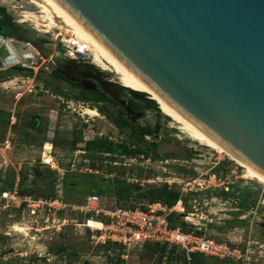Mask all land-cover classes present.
Returning <instances> with one entry per match:
<instances>
[{
  "label": "rangeland",
  "instance_id": "1",
  "mask_svg": "<svg viewBox=\"0 0 264 264\" xmlns=\"http://www.w3.org/2000/svg\"><path fill=\"white\" fill-rule=\"evenodd\" d=\"M28 3L29 0H0V6L7 9L15 22L29 30L30 38L48 41L44 48L50 53L44 56L25 40L22 53L27 60L0 70L4 76L0 80V110L10 115L9 122L7 117L0 120V181L4 177L13 182L20 176L32 196L48 198L55 179L67 172V181L78 184V191L71 186L66 192L65 199L71 204H82L88 196L97 195L94 190L89 195L86 192L91 185H106L107 181L144 187L167 184L183 196L181 221L185 223V231L201 232L240 254V260L229 258L223 264H264V183L249 177L247 169L226 154L191 139L161 111L156 101L160 112L147 108L145 101L134 98L131 91L152 98L149 93L123 87L119 76L108 66L106 69L95 62L93 56L86 61L97 64L108 80L126 90L124 101L136 110L132 117L141 126L151 125L155 129L156 136L146 140L158 144L160 159L85 150L86 144L96 139L126 143L127 135L92 104L71 98L65 85L57 84V91L65 92L68 99L47 89L37 78L40 71L49 74V62L64 53L61 40L73 34L50 26L41 19L40 10ZM28 13H35L39 21L26 17ZM100 106L110 112L117 110L106 104ZM42 137L44 145H36ZM74 137L81 138L75 150L70 146ZM167 155L171 159L162 160ZM103 197L113 207L149 205L138 203L135 197L120 200L108 191ZM54 217L68 219L69 223L60 227ZM85 224V217L77 212L54 216L42 210L31 215L1 208L0 264H115L121 248L102 243L101 233ZM135 262L189 264L158 258Z\"/></svg>",
  "mask_w": 264,
  "mask_h": 264
},
{
  "label": "water",
  "instance_id": "2",
  "mask_svg": "<svg viewBox=\"0 0 264 264\" xmlns=\"http://www.w3.org/2000/svg\"><path fill=\"white\" fill-rule=\"evenodd\" d=\"M56 2L161 98L264 174V0ZM25 47L0 36V70L26 61Z\"/></svg>",
  "mask_w": 264,
  "mask_h": 264
},
{
  "label": "built area",
  "instance_id": "3",
  "mask_svg": "<svg viewBox=\"0 0 264 264\" xmlns=\"http://www.w3.org/2000/svg\"><path fill=\"white\" fill-rule=\"evenodd\" d=\"M62 35V33L60 34ZM61 45L66 55L74 60L92 57V52L86 44L74 37L63 38ZM148 138V137H147ZM3 168V166H1ZM5 169L8 167L5 164ZM21 177L18 176L12 187L4 188L0 181V209L12 208L17 212L36 215L42 210L48 211L49 215L77 212L81 213L86 220L85 226L90 221L98 222L102 227L99 240L102 243L117 244L126 250L122 258L129 259V253L139 251L146 242L159 243L168 249L176 248L183 251L191 260L193 253L215 257L221 260L233 258L240 260V254L226 244L218 243L208 238L201 232L185 231L180 227H172L169 217L172 213L183 215V202L179 201L174 207L168 208L161 203L148 205L147 210L141 208L113 207L107 204L106 198L99 195H90L82 204H71L65 201L63 192L64 175L58 177L56 197L37 198L21 192ZM60 227L69 223L68 219L54 217ZM90 228V227H89ZM93 229V228H91Z\"/></svg>",
  "mask_w": 264,
  "mask_h": 264
},
{
  "label": "trees",
  "instance_id": "4",
  "mask_svg": "<svg viewBox=\"0 0 264 264\" xmlns=\"http://www.w3.org/2000/svg\"><path fill=\"white\" fill-rule=\"evenodd\" d=\"M0 36H4L7 38H18V33L16 30V24L14 17L11 16L7 9L3 6H0ZM29 74L33 76V72L28 70ZM4 76L2 72H0V80L3 79ZM37 78L44 83V86L47 89H52L57 95L65 98H69L65 92L57 91V86L55 82L60 81L62 76L55 72L53 74H47L44 71H40L37 74ZM132 93L136 94V92L131 91ZM139 94V93H138ZM146 96V94H142ZM74 100L81 101L83 103H89L93 101L92 105L104 116L110 119L118 128L122 131V133H126L127 135V142L122 144H116L111 140L105 139H96L90 141L86 144L85 150L90 153H105V154H113L116 156H127V157H136V156H145L146 158H150L154 161H158L159 155L156 150L151 148L150 142L146 140L147 137H155L156 131L151 125L141 126L138 122H134L131 116L122 114L118 110H113L110 112L105 108L100 106V102L104 101V98L98 94L93 95H86L83 94L81 96H71ZM145 103L148 105L147 108L155 109L157 112H160L158 106L156 105L155 101L153 100H145ZM3 117H7V122L10 121V115L5 114L0 110V120ZM81 138L74 137L73 141L70 143V146L73 150L76 149L78 143L80 142ZM45 143V138H41L40 141L36 143L38 146H43ZM68 143H66L67 145ZM56 146H60V144H53ZM65 144H62L64 147ZM69 145V144H68ZM162 160L164 159H171L170 155L161 157ZM67 173V172H66ZM65 173L64 180H63V192H64V199L67 190L69 187H74L76 191H78L77 187L78 184H70L67 181V174ZM21 192L23 194H31V192L24 188V179L21 178ZM14 182L5 181L2 182V186L4 188L12 187ZM58 178L54 181V190L50 197H56L57 195V186ZM98 192L97 195L103 197L107 191L112 195L117 197L120 200H124L125 198L130 199L135 197L138 203L147 202L149 205L155 203H161L168 208L174 207L179 201L183 202L182 194L175 190L174 188L169 187L167 184L163 185H156V186H147L144 187L141 184H126L124 182H120L119 180L116 181H107L106 185H91L88 188L86 194H91L92 191ZM105 198V197H103ZM66 201V199H65ZM67 202V201H66ZM85 202V201H84ZM83 202V203H84ZM123 208V207H122ZM126 208H138L137 206L126 207ZM143 210H147V207H140ZM182 215L178 213H172L169 217L170 225L172 227H180L182 229H186L185 223L181 221ZM109 245L117 246L121 248V254L116 259L115 264H135L136 260L140 262L143 258H158L160 260L167 259L170 261H175L176 263L185 262L189 264H223V260H219L217 258L206 256L200 253H193L191 254L190 258L185 252L180 251L176 248L168 249L167 246H163L159 243L153 242H146L142 249L139 251H132L130 252L128 261L122 258V255L126 254L125 248L113 244L108 243Z\"/></svg>",
  "mask_w": 264,
  "mask_h": 264
},
{
  "label": "bare ground",
  "instance_id": "5",
  "mask_svg": "<svg viewBox=\"0 0 264 264\" xmlns=\"http://www.w3.org/2000/svg\"><path fill=\"white\" fill-rule=\"evenodd\" d=\"M9 1L10 0H6V2ZM28 4H31V6L39 9L40 13L43 15V17L41 16V19L43 18L49 22L50 26L55 29L66 30L67 32L72 33L74 38L81 40V42L86 44L92 52L94 61L103 66H108L111 68L113 72L119 76V80L123 86L133 90L145 91L149 93L152 99L159 104L161 111L170 117L176 124H178L179 128L191 139L203 145L209 146L220 153L226 154L246 168L249 177L258 179L261 183H264V174L237 157L213 137L207 134L204 130H202L199 126H197L194 122H192L189 118L184 116L180 111L170 105L166 100L161 98L134 72H132L126 65H124L110 51H108L85 27H83L78 21L69 15L56 2V0H29ZM25 16L34 19L35 22H38L40 19V17L35 13H28L27 15L25 14ZM36 28L39 32H42V30L39 29L38 24L36 25ZM43 32L48 33V30H43ZM108 67L106 69H109ZM89 112L96 113L94 110H89ZM86 227L98 230L102 226L98 222L91 220L89 225H86Z\"/></svg>",
  "mask_w": 264,
  "mask_h": 264
},
{
  "label": "flooded vegetation",
  "instance_id": "6",
  "mask_svg": "<svg viewBox=\"0 0 264 264\" xmlns=\"http://www.w3.org/2000/svg\"><path fill=\"white\" fill-rule=\"evenodd\" d=\"M16 30L18 33V38L13 39L18 42L27 40L28 42L36 43L35 48L39 50V52H41L44 56H47L50 53L49 50L44 48V44H46L48 41L34 37L30 38L28 36L29 30L25 26H16ZM96 65L97 64L94 62H87L86 59H71L66 55L64 50L63 54L56 55L54 59L49 62V74L58 72L62 76V79H60L58 82H55V84L65 85L67 87L68 93L71 96L98 94L104 98V101L100 102V105L106 104L109 108L117 109L122 114L129 115L131 118H133L132 114H135L136 110L134 108L128 107L125 103L124 92L126 90L120 86L119 83L108 80L107 76L104 75ZM131 94L134 96V98L145 101L142 95L134 94L132 92ZM92 103L93 101L89 102V104ZM133 120L134 122H137V120L134 118ZM142 157L145 158V156Z\"/></svg>",
  "mask_w": 264,
  "mask_h": 264
}]
</instances>
